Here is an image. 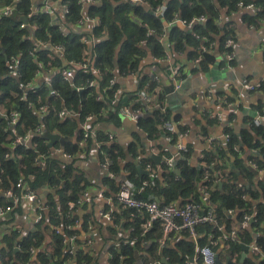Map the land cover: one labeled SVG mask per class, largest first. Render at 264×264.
I'll list each match as a JSON object with an SVG mask.
<instances>
[{"label":"trees","instance_id":"trees-1","mask_svg":"<svg viewBox=\"0 0 264 264\" xmlns=\"http://www.w3.org/2000/svg\"><path fill=\"white\" fill-rule=\"evenodd\" d=\"M56 1V0H53ZM151 7L152 10H145L138 4L132 3L129 0H95L94 4L88 6L87 13L90 16L96 17L99 23L94 27V33L98 37L91 49L92 59L87 60L84 52L87 47L79 40V35L74 33L68 36H61L58 26L51 20L50 14L34 13L30 18H22L27 16L30 11L31 3L29 0H21L15 8L12 9L8 15L0 16V101L3 102L6 112L18 110L20 117L16 125L11 126L8 119L0 115V193L6 189H11L19 177H24L28 181L29 186L33 190H38L48 185H56L59 194V207L51 204L47 211L42 212L44 216L47 215L48 220L55 225V227L62 226L63 232L53 235L51 242L53 243L52 251L40 249L45 238L43 226H37L36 230L22 236L17 244L18 250L13 251L7 255L6 252L1 251L0 264H26L31 261V248H37L35 261L38 264H62L63 262H75L76 264H89L91 257L83 248H80V241L77 239V248L74 252H66L64 256L57 260L62 250L65 249L64 239L76 233L73 229H66L65 224L70 222V219L65 216L72 214L67 209V203L72 198L81 197L84 193V185H82V175L76 173L72 161L65 164L64 161L57 157L54 150L42 143L44 139L38 134H33L39 126L46 132L56 133L64 137L73 136V140H67L64 143H55L54 146H62L63 149L71 156H75L82 149L78 146L77 141L80 138V132L77 131L79 120L83 121L84 117L90 113H98L102 108L106 109V115L102 116L106 119L120 118L119 108L127 105L129 101H122L117 104H110L111 95L118 86H110L109 80L113 78L115 72L118 74H129V72H136L141 64L143 57L152 55L157 58H162L167 53L166 47H169L171 53L174 51H181L186 55L187 61H194L198 56L201 57L200 63L191 71L202 70L206 71L211 63L215 62V55L223 52L228 53L231 49L225 47V40L234 34L232 24L225 20V16L235 11L240 0H144ZM245 3H254L257 10L255 15L246 13L244 19L257 25L259 18L264 16V0H243ZM68 8V12L64 14L65 22H74V20L81 17V4L78 0H62ZM7 3H10L8 0ZM161 7V12L155 15L154 8ZM177 14L181 20H191L195 16L204 15L203 22H195L191 26L181 25V23L173 24L169 30H166L165 23L173 20L174 15ZM220 16L224 17L218 19ZM26 23L24 28L20 27L22 22ZM32 30V31H31ZM32 33V34H31ZM166 34L168 42L165 44L161 35ZM217 36H219L217 38ZM44 40L50 43H60L64 46L63 59L65 61L80 62L85 58L86 68L75 69V76L73 78L74 85H85V82L90 79H95L98 89L93 86H86L84 89L76 91L69 82L64 80L63 71L66 68L61 58H55L49 63V59L45 58V52L37 51V60L45 67L54 65L58 68V72L53 76L52 90L58 93V97H50L49 88L39 87L37 95L30 94L29 98L32 101L39 96L40 102L49 104V112L41 117L36 111L27 108L28 101L19 100L18 96L4 100L10 91L14 93L21 92L20 85L25 84L31 80L37 70L36 58L29 54L34 40ZM218 41L217 50L215 48V41ZM143 41V42H142ZM213 43V44H212ZM205 45L206 50L202 52L201 46ZM2 48L4 53H2ZM14 56L17 59V75L15 76L10 71L13 70L12 64L9 65L7 61ZM7 59V61H6ZM95 66L99 69V75L95 76L89 71L88 66ZM161 66V65H159ZM163 67V65H162ZM183 71L182 67H179ZM148 82V89H152L155 85L148 75L140 77L139 84ZM156 92V98L159 103L164 102L165 95L169 88ZM264 90V85L262 88ZM101 95L102 98H97ZM61 109L67 111L78 112L79 120L72 116H67L63 120L58 118V112ZM101 117V118H102ZM99 118V120H101ZM164 120H171L169 113L161 112L160 109H155L150 113L139 115L137 125L145 130L149 137L156 133V125ZM249 129L254 134L260 135L264 139V123L259 126H254L252 123ZM183 127L177 123V134H174L171 145L177 140L178 132H181ZM14 131V133H13ZM230 131L228 128L225 132ZM30 132V139L27 147L22 144L12 145V140L15 135L24 137ZM45 132V133H46ZM249 130L244 129L241 132V139L247 147H257L261 145L262 158L254 159L257 165L264 168V144H261L258 139L253 142L252 135ZM229 143H237L239 139L234 133H230ZM101 134L98 136V141L101 142ZM108 138V136H107ZM250 138V139H249ZM109 139V138H108ZM91 141V140H89ZM170 145L167 155H171L173 148ZM213 149L218 150L219 145H212ZM133 147V144H132ZM189 147V146H188ZM101 163L107 161L108 169L112 171L113 175H117L120 165L118 157H121V152L117 151V145L111 144L109 146H101ZM210 150L209 156L217 158L214 153L215 150ZM184 153V158L176 156L174 159V168L178 169V173L174 168L168 167L164 161L161 163L158 178H151L149 175L139 177L136 167L133 162H128L126 167L129 170L127 179L131 180L133 184L139 185L144 180H153L154 184L147 188L146 192L139 197L146 199H153L161 197L160 204L174 205L178 201L183 205L187 198L199 201L198 196L193 195L194 181L201 178L203 175L198 168L188 164L190 154ZM8 153V156H5ZM39 153H46V161L43 167L37 166L34 163V158ZM16 154H20L18 158ZM211 158L207 157V153L203 158L207 164L210 163ZM252 159V158H251ZM237 162V172H228L223 174L221 187L218 185L209 191V199L215 206V220L217 222H207L198 228L199 243L205 244L207 242L206 234L216 230L218 224L223 225L229 231L234 225L241 232L238 233L240 242L243 241L246 234L249 232L240 226L241 219L244 215H254V222L251 224V229L259 230V224L264 221V205L258 203L253 204L248 197L256 199L261 194L264 196V180H259L257 186L253 179L254 174L247 165L243 166L240 161ZM215 169L221 172V164L217 161ZM241 177L246 184L238 181ZM110 184L114 185V176L110 178ZM208 183H205L206 185ZM119 187V185H118ZM118 190V189H116ZM117 192V191H116ZM193 197V198H192ZM0 200H2L0 198ZM116 201V198H115ZM128 210V209H127ZM228 210H233L235 217L229 218ZM129 211H127L128 213ZM136 217V216H135ZM141 217L137 214V217ZM145 216H142L141 223L144 222ZM137 221V220H136ZM135 221V222H136ZM139 224L136 223L133 228V237L128 240V243L121 245L120 254L124 256L125 264H134L136 260L135 249H140L141 244L148 245L145 249L146 255L141 258L140 264H149V260L157 258V248L159 246L158 239L161 238L162 231L160 223H154L152 227L145 233L144 237L139 234ZM216 234H214L215 236ZM264 237L259 238L257 245L264 254ZM133 241V242H131ZM167 245V244H166ZM162 248L164 255H167L169 262L172 264H185L183 262L187 255H192L193 244L188 234L183 233L182 238L178 239L173 248L168 246ZM240 243L231 239L228 240V250L233 254L240 249ZM259 258V257H258ZM256 262V261H255ZM251 258L243 261V264H255ZM197 264H202L200 261ZM259 264H264L262 258Z\"/></svg>","mask_w":264,"mask_h":264},{"label":"crops","instance_id":"crops-1","mask_svg":"<svg viewBox=\"0 0 264 264\" xmlns=\"http://www.w3.org/2000/svg\"><path fill=\"white\" fill-rule=\"evenodd\" d=\"M5 1L6 0H0V7H2V4ZM11 1L15 8L21 0ZM29 1L34 10H42L45 3L53 2L52 0ZM56 6V10H54L53 14L51 13V20L53 23H59L61 17V9L57 4ZM87 6V3L83 4L81 7L82 13L85 12V14H88ZM257 10L259 9H245L238 7L235 11L225 16V20L231 22L234 31V34L229 37L233 39V43L231 44V47H229L231 49L229 52L232 51L233 53V58L231 60L227 59V53H217L215 55V62L211 63L206 71L197 70L193 72L185 64L187 62L186 55L181 51H174V53H171L173 56L172 59L176 63L178 62L180 67L183 68V74L181 77V83L176 89L171 82L164 83V89L169 88V90L165 95L163 103L166 106L165 113H169L171 121L176 124V127L177 123L180 127H183V130L178 132V136H181L182 142L187 147L189 146L190 154L188 164L197 167L199 172L203 175L200 179L194 181L193 191V195L198 196L197 200L199 201L202 210H206L211 205L215 208L214 204L210 202V199L204 196L203 188L205 187L209 193V191L217 185L221 187L223 174L237 172L238 167L236 160H239L240 164L243 166L247 165L253 170V181L256 186L259 180H264V168H261L258 165L257 168H255L248 162L250 160L257 164L255 160L257 158H262L261 145L257 147H247L240 136L242 130L247 129L251 132L250 134L252 135L253 142L258 139L261 144H264V139L260 135L254 134L253 131L249 129L250 123L253 124L252 119L255 117L256 112L262 109L264 110V90L260 89L264 85V25L261 22V18L258 19L257 25L244 19L246 13H250V15L253 16L256 14ZM221 18L224 20L223 16H221ZM84 30H88V27L86 26ZM90 36L93 37L92 33ZM218 37L219 36H217V38ZM36 44L37 42L34 40L32 46H35ZM86 44L87 45H84L89 48V54L91 55V49L94 45L92 43L88 44L87 42ZM214 45L215 48L213 51L217 50V40ZM42 48H44V46H39L38 50L42 51ZM43 52H45L44 54H48L46 50ZM169 52L171 51L169 50ZM218 57L220 64L218 65V69H216L217 66L215 67V65ZM35 58L38 69L39 65L37 56ZM91 59L92 57H90L89 61ZM153 61L154 60L151 57H144L141 60L137 72H134V74L122 73L119 75L117 83L120 88V99L122 101H130L132 96L139 91V77L143 73L144 75H147L150 73V70L159 66L158 63ZM7 63L9 64V61H7ZM193 63V68H195L200 62L196 63L193 61ZM13 68L16 70V67ZM14 69L11 73L16 76ZM54 72L50 75L43 74L42 76H36L31 88L28 89L27 100H30V94L36 95L38 88L42 87L38 84H42L44 79L48 77L52 78L55 75ZM57 72L58 71H56V73ZM188 73L192 76V79L188 84L182 86L183 78ZM243 79H248L253 83L259 84L260 87L254 91L246 90L240 85ZM196 81H198L199 84L196 85ZM20 90L21 92L19 93H14L13 90H9V94L4 100H10V98L16 96L19 97L24 92L22 88H20ZM171 91L179 93V101L181 100L179 103L175 101L174 105L169 104L168 94ZM217 113L222 115L220 119L216 116ZM262 123H264V120L261 124ZM93 125L102 136L100 143L96 144L94 141H88L86 146L82 148L81 152L70 158H65L60 152L55 153L60 160L65 162L66 165L73 160L72 164L76 173L81 174L83 178L81 183L84 185V193L81 194V197L77 196V199H80V201L74 206L73 211H71V214L78 220L77 225L72 229L76 232L77 239L80 241L79 247L83 248L91 257L89 264H110V251L113 247L112 243L117 241L125 242L131 239L133 237V228H135L136 223L139 224L140 229L143 227V222H140L143 214H139L141 217L138 218H136L137 216L133 217L129 212L127 213V209L118 206L115 201L116 189H118L120 181L127 179V176L129 175V170L126 167V164L131 161L136 167V170L137 165L141 167V169L148 170L147 164L150 163L154 166L156 171L159 172L163 157L155 150L163 147H169L168 150H170L171 143H168L165 140L162 131L157 130L152 137H149L145 130L140 128L135 121L128 117L121 116L117 119H106L105 117H102L101 120H97ZM226 128L230 131L225 132ZM230 133H234L239 138L237 143L231 144L229 143V140L227 141L225 139V134L230 136ZM108 134L112 135L111 140L107 138ZM208 137H214V140L208 142ZM70 138L73 140V136ZM111 144L117 145L116 152H121L122 154L121 157H118L120 168L117 175H113L111 170L104 168L101 164V146H109ZM214 144L219 145L218 150L213 149L214 146L212 145ZM60 147L62 148V146ZM50 149L51 148H49V150ZM211 149H213V151L215 150L214 153L217 158L215 157L212 159L209 156ZM63 151L65 152V149H63ZM174 152L175 149L173 148L172 153ZM202 152L207 153V157L211 158L209 164H207L206 161V163L203 161L205 155L202 154ZM156 155H159V159L154 158ZM253 158L256 159L253 160ZM217 161H219L222 166L221 172L215 169ZM147 175H149V171L146 175L139 174V177ZM112 176H114V185L110 184V178ZM238 181L246 184L241 177H239ZM205 183L208 184L204 185ZM35 192L47 208L50 207L51 204L59 207L57 186L53 187V185H48L35 190ZM99 192L103 194V197H97ZM87 197L90 198V201L84 202V199ZM0 198L4 202L10 201L9 198L1 196ZM107 198L110 199V202L107 201ZM248 198L253 201L254 205L258 203L264 205V196L262 194L254 200L250 197ZM154 199L160 201L161 197H156ZM190 200L194 199H191L190 197L187 198V201ZM10 202L12 203V201ZM176 202V204H179L178 201ZM47 208L45 211H47ZM110 209H112L110 219L101 215V212H107ZM36 214V209L29 202L21 200L18 204L13 205V210L6 217L0 218V254L1 251L6 252V261L8 254L18 250L19 246L17 241L22 236L35 231L39 225L43 226V232L45 235L40 249L52 251L53 243L51 240L55 234V225L48 220L47 215L44 216V213L42 220L35 223L34 220ZM248 216H250L248 221L244 222L242 219L240 221V226L249 232L245 235L243 241L240 242L238 233L241 231L237 227L232 225L229 230H235V241L241 244L239 250L230 254L228 250V241H219L217 245L213 246L217 258L221 259L223 262H225L227 256H230L233 261L239 259L242 252V245L248 246L249 248L246 250L245 259L251 258L254 262L256 261L255 264H259L261 259H264V254L257 245L259 238L264 237V221L259 224V230H254L251 229V224L255 221L253 217L254 215L248 214ZM234 217L235 214L233 213L231 219ZM218 226H222L225 232H229L223 225L218 224ZM218 226L215 231L206 234V243L209 242V239H211L214 234L218 233ZM183 233L185 232H179L177 235L168 238L163 245L160 244L159 238V246L156 251L158 257L153 258V260H160L164 263L162 258H165L169 264H172L169 262L168 256L163 254L162 248L166 244V246L173 248L177 240L182 238ZM257 246V251H254V247ZM147 248L148 245L141 244L139 250L135 249V256L137 258L134 261V264H140L141 258L145 256L149 257L148 253L146 255L145 252V249ZM36 250L37 248L35 247L32 256L34 264H38L35 261ZM66 252H68L67 247H65V249L62 250V253L56 257L57 260L59 258L62 259ZM221 254L224 255V258H221ZM191 256L192 255H187L183 262L186 264V261L191 259ZM68 264L76 263L69 261Z\"/></svg>","mask_w":264,"mask_h":264},{"label":"built area","instance_id":"built-area-1","mask_svg":"<svg viewBox=\"0 0 264 264\" xmlns=\"http://www.w3.org/2000/svg\"><path fill=\"white\" fill-rule=\"evenodd\" d=\"M53 1V0H52ZM132 3L138 4L140 7H142L145 10H152V7L145 2L144 0H129ZM8 0L3 2L2 7H0V16L2 15H8L11 13L13 7V2L10 0V3H7ZM78 3L81 4V7L83 4L87 3L88 6L95 3V0H78ZM61 9V17L59 23H54L58 26V30L60 32L61 36H68L71 33H76L79 35L80 41L87 45L86 42L92 43L93 45L95 42L98 41V37L94 33V27L99 23V20L96 17L90 16L89 14H85V12L82 13L81 11V17L74 20V22H65L64 20V14L68 12V8L65 3L61 2V0H56L50 3H45L42 10H34L32 7L30 8V11L27 13V16L24 18H30L32 14L34 13H45V14H53L54 10H56L57 6ZM87 6V7H88ZM238 7L245 8V9H253L255 7L254 3L248 2L245 3L243 0H240L237 3ZM155 15L160 14L161 7L156 6L154 9ZM221 16L218 18L220 19ZM205 20L204 15H199L193 17L191 20H181L178 18L177 14L174 15L173 20L169 22L168 24L172 23H181L183 25L191 26L195 22H203ZM261 22L264 25V16L261 17ZM26 26V23L23 21L20 24L21 28H24ZM88 27V30H84L85 27ZM75 29V30H74ZM92 33L93 37L90 36ZM166 37V34L161 35V39L163 41V38ZM37 44L35 46H32V48L29 51V54L31 57H36V52L39 51V46H44L42 48V51H47L48 54H45V58L49 59V63L54 61L55 58H61L64 65H66V68L63 71L64 74V80L69 82V84L75 88L76 91L84 89L86 86L88 87H94L96 90L98 89V85L95 81V79H90L85 82V85H74L73 78L75 76V69L80 68H86V61L85 58L89 61L90 57L89 54V48L86 49L84 52L85 58L80 62L75 61H65L63 59L64 54V46L60 43H50L48 41L44 40H35ZM143 42V41H142ZM233 43L232 38H227L225 40V47L229 48L231 47V44ZM213 44V43H212ZM87 47V46H86ZM91 47V46H90ZM167 53L162 58H157L151 55H148V57L152 58L155 63H158L161 66H156L154 69L150 70V73L147 74L148 77H150L151 81L155 83V85L152 87V89H148V82L143 83V85H140L139 91L136 92L131 100L128 102L127 105L121 106L119 108V114L122 117H128L135 121L137 123L138 117L141 114L144 113H150L154 111L155 109H160L161 112L166 111V106L164 103H159L156 98V92L161 91L162 85H164L165 82H171V84L174 86V88H178L181 83V77L183 74V71L181 72L179 67V63L175 62L172 58L171 52H169L168 47H166ZM202 52L206 50V46H201ZM52 53V54H51ZM227 59L231 60L233 58L232 51L226 54ZM144 58V57H143ZM172 60V62H171ZM201 60V57L198 56L194 61L196 63H199ZM12 64V67L18 66L16 57L12 56L9 61V65ZM39 68L36 70V73L34 74V77L27 81L25 84H21L20 88L23 89V93L18 97L21 101H28L27 95H28V89L31 88V85L33 84L35 78L37 75L42 76L50 75L52 72L56 74V71H58V68H56L54 65H51L50 67L43 66L38 61ZM163 65V67H162ZM89 71L92 72L95 76L99 75V69L93 65L88 66ZM14 69V68H13ZM12 72V70L10 71ZM14 72L17 75L16 70L14 69ZM137 72V71H136ZM129 74H134V72H129ZM120 74L115 72L113 78L109 80L110 86H114L115 84L118 85L117 79ZM144 76V73L141 75ZM140 76V77H141ZM139 77V80H140ZM52 80L53 77L44 79L42 84H38L39 86H42V88H49V95L50 97H58V93L54 90H52ZM241 87L254 91L257 90L260 86L259 84L253 83L248 79H243L240 83ZM37 95V94H36ZM111 95L110 104H117L120 100V88L117 86L115 90L112 93H109V96ZM36 98L32 101H28L27 108H31L38 112L41 117L45 116L49 112V104L45 102H40L39 96H35ZM97 98H102L101 95H98ZM0 115L4 116L8 119V122L11 126H14L17 124L18 119L20 117V114L18 110H12L9 113L6 112L5 107H3V102L0 101ZM106 115V109L102 108L98 113H90L87 114L83 121H80L78 118L79 114L78 112L73 111H67L66 109H61L58 112V118L63 120L67 116H72L75 119L79 120L78 128L80 132V138L77 141L78 146L82 149L86 146V143L91 140L94 141L96 144L100 143L98 141L99 132L93 125L94 122L99 120L102 116ZM216 116L218 119L222 117L220 113H217ZM264 120V110H260L256 112L255 117H253L252 122L255 126H259L261 122ZM91 123V124H89ZM156 128L158 131H162L165 140L168 143L172 142L174 134H177V127L176 124L171 120H164L161 123L156 125ZM44 127H38L35 131H32L34 134H38L40 136H43L45 134ZM14 133V131H13ZM30 132H27L24 137H19L15 135V137L12 140V145L14 144H22L27 147L30 139ZM225 139L229 140V135L225 134ZM109 140L112 139V135L108 134ZM208 142H211L214 140V137H208ZM48 139H43L42 143L46 144L47 147L52 148L54 152H60L65 158H70L71 155L64 152L63 149L60 146L54 147L48 146ZM173 148L175 149V152L171 155H167L168 148L169 147H163L158 148L157 152H159V155L163 157L164 163L170 167L173 168L174 166V159L176 156H179L181 158H184V153L187 152L188 147L182 142L181 136L177 137V140H175L172 144ZM202 154L206 155V153L202 152ZM5 156H8V153H5ZM16 156L19 158L20 154H16ZM46 161V153H39L34 158V163L37 166L43 167L45 165ZM204 161V160H203ZM205 162V161H204ZM252 166L257 168V164L252 161H248ZM206 163V162H205ZM102 166L106 169H108V162L105 161L101 163ZM147 169L149 171V176L151 178H158L159 174L154 168V166L150 163L147 164ZM200 179V178H199ZM154 184L153 180H144L139 185L133 184L131 180L124 179L120 181L118 190L116 192V204L124 209H128L131 216H137V214H143L145 216V220L142 223V229H140L139 234L144 236L145 233L152 227L154 223H160L162 235L160 238V244H164V242L171 238L174 235H177L179 232H185L188 234L189 238H191L192 244H193V254L191 256V259L186 261V264H197L198 261H200L202 264H215V260L217 258L215 249L213 248L214 245H217L219 241H228L231 239L234 241L236 239V233L235 230H231L229 232H225L222 228V226H218V233L214 236H212L211 239H209L208 243L200 244L199 238H198V228L207 223V222H214L215 220V208L211 205L206 210H202L200 204L194 200H190L185 202L183 205H171V204H160L159 201L153 200V199H146L143 197H139L140 195H143L147 188L152 186ZM53 187H56L53 185ZM203 194L205 197L209 198V193L206 190V188H203ZM1 197L9 198L12 203L4 202L3 200H0V218L6 217L12 210L13 205L18 204L21 200H26L29 202L37 211L36 217L34 222L38 223L42 220L43 215L42 212H44L47 208L46 205H44L40 198L38 197L35 190L31 189L29 186L28 181L24 179V177H19L15 184L12 186L11 189H6L5 191L0 193ZM97 197H103V194L99 192L97 194ZM80 201V199L72 198L67 203V209L71 213L73 211L74 206ZM90 201V198H85L84 202ZM107 201L110 202V199L107 198ZM233 210H228L227 215L229 218H232L233 216ZM101 215H103L105 218L110 219L112 215V209H110L107 212H101ZM66 217L70 219L69 223L65 224L66 229H72L75 225H77L78 220L75 216L72 215V217L69 214H65ZM250 219V216L244 215L243 220L244 222L248 221ZM63 232L62 226L55 227L54 233H60ZM77 235L76 233H73L69 236H67L64 239V244L67 247V251L74 252L77 248L76 244ZM124 243H128V241L125 242H113V247L110 251V264H125L124 263V256L120 254V248L121 245ZM258 246L254 247V251H257ZM32 256L34 253V248L30 249ZM1 258V254H0ZM26 264H34L32 257L31 261H27ZM62 264H68V262H63ZM84 264V263H81ZM149 264H164L160 260H150Z\"/></svg>","mask_w":264,"mask_h":264},{"label":"water","instance_id":"water-1","mask_svg":"<svg viewBox=\"0 0 264 264\" xmlns=\"http://www.w3.org/2000/svg\"><path fill=\"white\" fill-rule=\"evenodd\" d=\"M22 20H25V18H22ZM178 23V22H177ZM174 24V23H173ZM172 25V24H170ZM182 25V24H181ZM183 26V25H182ZM167 30V29H166ZM2 53H4V49L2 48ZM77 131H79V128L77 129ZM43 138L45 139H48L49 142H48V146H53L55 143H64L66 142L67 140H72V138L70 137H64V136H61L59 134H56V133H50V132H46L43 136ZM161 157V156H160ZM154 158L156 159H159V155H156ZM137 170H138V173L141 175H146L148 174V170H144V169H141V167H139L137 165ZM174 171L176 173H178V169L177 168H174ZM242 248V252L240 254V257L239 259H235L234 261L230 258V256H227L225 258V262H223L221 259L219 258H216L215 260V264H243V261L244 259L246 258V250H248V246H244L242 245L241 246ZM16 250V249H15ZM162 261L165 263V264H169L168 261L165 259V258H162Z\"/></svg>","mask_w":264,"mask_h":264},{"label":"rangeland","instance_id":"rangeland-1","mask_svg":"<svg viewBox=\"0 0 264 264\" xmlns=\"http://www.w3.org/2000/svg\"><path fill=\"white\" fill-rule=\"evenodd\" d=\"M175 24V23H174ZM173 25V24H172ZM172 25H169L168 23H165V27H166V29L167 30H169V28L172 26ZM163 42L165 43V44H167V42H168V37L166 36V37H164L163 38ZM223 57V56H222ZM227 60V59H226ZM187 66H188V68L191 70V68H193V61L191 62V61H187L186 63H185ZM220 64V61H219V57L217 58V60H216V65H215V67H216V69H218V65ZM197 66H198V64H197ZM224 69V68H223ZM223 69H222V71H223ZM192 79V76L188 73L184 78H183V81H182V86L184 85H186V84H188L189 82H190V80ZM196 85L197 84H199V82L198 81H196V83H195ZM179 90V89H178ZM179 93H176L175 91L174 92H170L169 94H168V99H169V104L170 105H174V103H175V101L176 102H180L179 101V95H178ZM134 126V125H133ZM221 258H224V255L223 254H221Z\"/></svg>","mask_w":264,"mask_h":264}]
</instances>
